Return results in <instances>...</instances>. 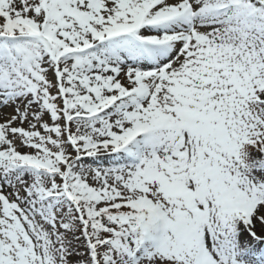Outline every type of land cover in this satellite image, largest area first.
Returning a JSON list of instances; mask_svg holds the SVG:
<instances>
[{
	"label": "snow or ice",
	"instance_id": "snow-or-ice-1",
	"mask_svg": "<svg viewBox=\"0 0 264 264\" xmlns=\"http://www.w3.org/2000/svg\"><path fill=\"white\" fill-rule=\"evenodd\" d=\"M0 264H264V0H0Z\"/></svg>",
	"mask_w": 264,
	"mask_h": 264
}]
</instances>
